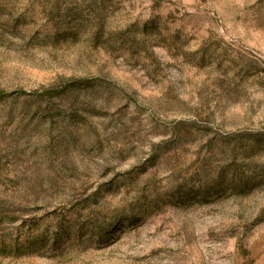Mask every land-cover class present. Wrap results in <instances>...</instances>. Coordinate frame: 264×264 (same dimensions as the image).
Listing matches in <instances>:
<instances>
[{
  "label": "rangeland",
  "instance_id": "rangeland-1",
  "mask_svg": "<svg viewBox=\"0 0 264 264\" xmlns=\"http://www.w3.org/2000/svg\"><path fill=\"white\" fill-rule=\"evenodd\" d=\"M0 264H264V0H0Z\"/></svg>",
  "mask_w": 264,
  "mask_h": 264
},
{
  "label": "trees",
  "instance_id": "trees-1",
  "mask_svg": "<svg viewBox=\"0 0 264 264\" xmlns=\"http://www.w3.org/2000/svg\"><path fill=\"white\" fill-rule=\"evenodd\" d=\"M57 239H58V237H56V239H55V243H57L56 241H57Z\"/></svg>",
  "mask_w": 264,
  "mask_h": 264
}]
</instances>
